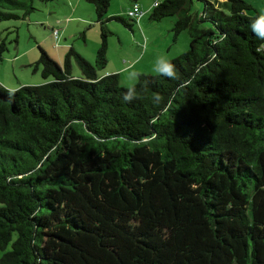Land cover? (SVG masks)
Segmentation results:
<instances>
[{"label":"trees","instance_id":"trees-1","mask_svg":"<svg viewBox=\"0 0 264 264\" xmlns=\"http://www.w3.org/2000/svg\"><path fill=\"white\" fill-rule=\"evenodd\" d=\"M37 1L51 0H0V23ZM87 1L95 63L39 47L43 84H0V264H264V52L249 29L260 13L152 0L151 20L175 17L190 48L170 60L176 79L139 74L124 88L99 72L107 23L138 20Z\"/></svg>","mask_w":264,"mask_h":264},{"label":"rangeland","instance_id":"rangeland-1","mask_svg":"<svg viewBox=\"0 0 264 264\" xmlns=\"http://www.w3.org/2000/svg\"><path fill=\"white\" fill-rule=\"evenodd\" d=\"M245 1L257 12L264 11V0ZM145 6L152 9L153 1L112 0L107 17L122 16L133 23L128 17L129 12H138L142 18L146 14L143 11ZM35 8L36 11L25 20L0 23V46L3 42L6 46L0 58V84L9 90L38 86L45 82L42 67L37 64L41 56L39 47L55 59L62 44H73L83 57L91 61V51L101 44V30L96 22L95 10L87 0L37 1ZM201 8L203 2L195 0L193 10ZM144 17L141 23L137 19L138 24L133 23L132 29L116 20L107 23V29L112 33L108 37V56L115 61L114 65L122 63L126 67L119 73L120 85L124 88L133 87L139 74L157 75L153 72V65L158 57L164 56L170 61L190 48L188 32H182L175 39V17L158 22L152 21L148 13ZM92 58L94 60L91 62L95 63L96 55L92 54ZM107 67L99 72H105ZM3 254L0 251V259Z\"/></svg>","mask_w":264,"mask_h":264},{"label":"clouds","instance_id":"clouds-1","mask_svg":"<svg viewBox=\"0 0 264 264\" xmlns=\"http://www.w3.org/2000/svg\"><path fill=\"white\" fill-rule=\"evenodd\" d=\"M249 29L259 42L256 51L258 53L264 52V11L250 20ZM153 72L162 77L171 79L177 78L175 65L164 56L158 57L155 60ZM125 98L129 99L130 97L126 95Z\"/></svg>","mask_w":264,"mask_h":264},{"label":"crops","instance_id":"crops-1","mask_svg":"<svg viewBox=\"0 0 264 264\" xmlns=\"http://www.w3.org/2000/svg\"><path fill=\"white\" fill-rule=\"evenodd\" d=\"M152 9H153V7H151ZM152 9H148V7L147 6H145V8H144V12H146V14L148 13V14H151V12H152ZM141 11V10H140ZM130 12H133V10H131ZM129 12V13H130ZM145 14V15H146ZM144 15V16H145ZM142 17V18H140L139 20H140V23H141V21L143 22L144 21V18L145 17ZM60 41V40H59ZM59 43V42H58ZM87 45V44H86ZM72 46L73 47H75V45H73L72 44ZM58 47V46H57ZM71 47V45H69V44H62L61 46H60V49H58V53H57V58H55V60L56 61H58V62H62V60H63V57H64V55H65V53L67 52V50L69 49ZM98 48H99V46L97 45V46H95V50L93 49V51H91V56H89V59H91V61H93L94 59L92 58V54H95L96 55V52H97V50H98ZM54 59V58H53ZM122 61V60H121ZM114 63H115V61L113 60V59H110L109 58V56H108V67H107V69L106 70H104L105 72H102L101 73V75H109V74H119V73H121V72H123L124 71V69H126V67H123V65H122V63H117V65H114ZM119 76H120V74H119Z\"/></svg>","mask_w":264,"mask_h":264},{"label":"built area","instance_id":"built-area-1","mask_svg":"<svg viewBox=\"0 0 264 264\" xmlns=\"http://www.w3.org/2000/svg\"><path fill=\"white\" fill-rule=\"evenodd\" d=\"M154 6H158V2H156ZM129 15L131 18H136V19H139L142 16V15H139L138 12H130ZM56 35H58V32H56Z\"/></svg>","mask_w":264,"mask_h":264}]
</instances>
